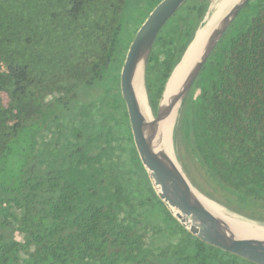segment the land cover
<instances>
[{
	"label": "trees",
	"instance_id": "1",
	"mask_svg": "<svg viewBox=\"0 0 264 264\" xmlns=\"http://www.w3.org/2000/svg\"><path fill=\"white\" fill-rule=\"evenodd\" d=\"M159 1L0 0V264H253L189 234L134 148L119 72ZM210 2L187 0L158 33L153 113ZM172 138L203 196L264 225V0L212 51Z\"/></svg>",
	"mask_w": 264,
	"mask_h": 264
},
{
	"label": "water",
	"instance_id": "2",
	"mask_svg": "<svg viewBox=\"0 0 264 264\" xmlns=\"http://www.w3.org/2000/svg\"><path fill=\"white\" fill-rule=\"evenodd\" d=\"M186 1L160 0L136 30L125 53L119 72V91L125 106L133 145L156 196L189 234L208 246L250 263L264 264V237L237 234L232 225L215 216L207 208L199 196L202 194L188 180L176 157L177 165L165 155L161 130V123L173 112L176 121L178 111L208 57L250 0H233L200 43L178 87L165 96L169 80L195 41L199 31L197 29L166 82L152 120L145 119L136 99L137 74L141 73L144 84L147 62L158 33ZM172 135L173 129L171 137ZM239 229L244 231L243 228Z\"/></svg>",
	"mask_w": 264,
	"mask_h": 264
},
{
	"label": "bare ground",
	"instance_id": "3",
	"mask_svg": "<svg viewBox=\"0 0 264 264\" xmlns=\"http://www.w3.org/2000/svg\"><path fill=\"white\" fill-rule=\"evenodd\" d=\"M232 2L233 0H222L218 2L216 5L214 4L215 6L213 12L207 18V21L205 22L204 26H202L199 29L195 41L193 42L186 56L184 57L183 61L175 69L171 79L169 80V83L166 87L165 96L172 93L178 87L182 77L184 76V73L186 72L188 65L190 64L191 60L194 58L200 43L203 41V39L208 34L210 29L220 19L224 11L228 8V6ZM135 95L139 108L145 119H147L148 121L152 120L153 117H151L150 108L147 103V97H146L141 73L137 74L135 79ZM174 122H175V113L173 112L163 120V122L161 123V130L163 133V141H162L163 151L165 152V155L169 157L175 165H177L175 161V154L172 148V137H171ZM199 196L203 200L207 208L215 216L232 225V228L236 231L237 234L242 236L264 237V225L256 222H252L251 220L239 216L225 209L221 205L213 202L212 200L208 199L203 195L199 194ZM238 227L241 229L243 228L244 231L240 230Z\"/></svg>",
	"mask_w": 264,
	"mask_h": 264
},
{
	"label": "rangeland",
	"instance_id": "4",
	"mask_svg": "<svg viewBox=\"0 0 264 264\" xmlns=\"http://www.w3.org/2000/svg\"><path fill=\"white\" fill-rule=\"evenodd\" d=\"M220 1H222V0H211V2H210V6H209V9H208V12L206 13V17H205V21H204V24H205V22L207 21V18L209 17V15H211V13L213 12V10H214V6L218 3V2H220ZM213 3V4H212ZM215 4V5H214ZM226 11V10H225ZM224 11V12H225ZM204 24L202 25V26H204ZM201 28V27H200ZM199 28V29H200ZM144 89H145V86H144ZM145 93H146V91H145ZM147 103H148V101H147ZM148 106H149V104H148ZM150 108V107H149ZM150 112H151V117H154V115H155V113H153L152 111H151V108H150ZM177 118V117H176ZM172 145H173V138H172ZM172 148H173V150H174V147L172 146ZM176 150V155H177V158H178V160H179V162L181 163V164H184L183 163V161H182V159H181V157H180V155H179V152H178V149H175ZM174 153H175V151H174ZM176 155H175V157H176ZM182 157H183V159H184V161H185V163L188 165V167H190L191 169H192V165H191V161L189 160V156L186 154V153H184L183 151H182ZM163 225V224H162ZM16 235V238L17 239H20V237H19V235L16 233L15 234Z\"/></svg>",
	"mask_w": 264,
	"mask_h": 264
}]
</instances>
